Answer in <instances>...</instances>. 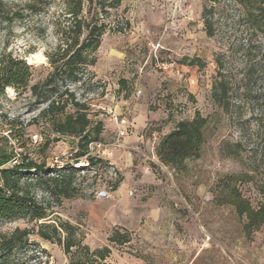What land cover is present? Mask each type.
I'll return each mask as SVG.
<instances>
[{
    "label": "rangeland",
    "instance_id": "374dc122",
    "mask_svg": "<svg viewBox=\"0 0 264 264\" xmlns=\"http://www.w3.org/2000/svg\"><path fill=\"white\" fill-rule=\"evenodd\" d=\"M5 1L10 15L22 17L0 23V59L10 54L25 60L32 67L30 85L41 83L53 69L49 55L69 25L64 0ZM93 1L86 11L91 5L93 15L104 4L105 12L99 14L106 25L92 54L96 62L75 79L62 76L59 88L47 92L57 97L66 86L89 106L91 119L103 124L100 140L89 144L86 155L78 156L74 137L52 132L48 118L40 116L47 103H40L31 90H0V136L8 148L31 162L76 169L75 197L51 198L36 182L42 175L35 169L26 172L25 187L47 204L49 218L75 225L92 249L110 247L107 261L113 264H264V222L252 228L246 215L248 207L264 206V133L255 120L264 116V105L232 100L240 107L231 122L211 97L219 73L231 78L243 74L244 56L226 52L235 43L240 46L247 39L260 47L255 62L264 70V34L247 30L236 0ZM206 20L213 26L212 37ZM127 105L133 107L132 117L140 111L149 115L145 136L157 132L159 142L198 111L207 119L200 155L175 169L161 163L156 150V158H148L151 147L145 152L134 145L113 147L116 131L109 110ZM89 155L95 157L94 165ZM100 189L111 196L99 198ZM34 225L25 219L1 220L0 234ZM116 231L130 240L110 241ZM34 254L41 258L31 263L71 264L60 244L36 233L14 257L24 262Z\"/></svg>",
    "mask_w": 264,
    "mask_h": 264
},
{
    "label": "trees",
    "instance_id": "16d2710c",
    "mask_svg": "<svg viewBox=\"0 0 264 264\" xmlns=\"http://www.w3.org/2000/svg\"><path fill=\"white\" fill-rule=\"evenodd\" d=\"M236 1L243 9L242 18L246 20L247 30H258L264 34V0ZM88 2L94 3L93 0H64L66 13L69 14L66 20L69 25L61 31V39L56 51L49 55L53 69L43 82L30 85L32 67L25 60L13 58L10 54H3L0 59V90L8 86L18 92L31 90L32 95L40 99V103H47V106L41 110L40 116L48 118L47 123L52 132L60 136H72L77 140L78 156L86 155L89 152V144L100 140L103 124L91 119L89 106L77 100L74 93L66 86L57 97L47 92L49 88L56 90L59 88L60 78L75 79L83 68L96 62L92 54L99 48L106 29L99 14L101 11L105 12V6L100 5L97 9L99 11H95L92 15L91 5L86 11ZM21 17L19 13L10 15L7 2L0 0V23ZM206 30L208 36H214L213 26L207 20ZM240 42V46L235 43L236 45L229 47L226 52L241 53L244 56L246 64L242 76L238 74L235 78H231L227 74L219 73L211 89L212 99L229 114L231 122H234L232 116L240 107L232 103V100L242 98L240 101L244 104L260 102L264 105V94H256L264 90V87L260 86L264 79L261 76L264 70L259 65L260 62H255V59L260 57L258 53L262 50L260 47L252 46V40L246 39ZM252 52L256 53L253 55ZM225 55L226 53H223L218 59L221 67ZM261 58L264 60V54ZM191 63L194 64L195 61L192 60ZM239 76L241 77L238 79ZM233 83L235 84L231 85ZM255 120L264 133V116L259 114ZM206 123L207 119L198 111L191 120L179 121L157 145L156 155L159 161L166 166L181 169L188 159L197 158L205 143ZM48 147L49 144H46L45 148ZM89 156V162L94 165L95 157ZM15 160L16 162L12 163ZM32 169L42 175L37 177L36 182L51 198L69 199L78 193L77 187L74 186L76 173L74 167L54 168L48 166L46 162L40 164L31 162L27 156H21L9 149L6 138L0 136V221L25 219L35 224L32 229L16 227L9 233L0 234V264H37L31 263V259L40 260L39 255H30L24 262L16 261L14 257L16 253L24 251L30 245L32 233H36L43 240L60 244L64 252L70 256L71 264H113L107 261L111 254L110 247L92 249L84 243L83 236L78 235L75 225L59 217L49 218L47 204L32 195L25 187V182L23 183L26 172L28 174ZM120 182L119 178L113 188H117ZM246 215L250 227H259L264 222V206L258 210L248 207ZM50 220L55 222H48ZM109 240L122 244L128 242L130 236L121 235L116 231ZM41 251L46 252L44 249ZM46 263L47 261H40L38 264Z\"/></svg>",
    "mask_w": 264,
    "mask_h": 264
},
{
    "label": "built area",
    "instance_id": "2783aa9c",
    "mask_svg": "<svg viewBox=\"0 0 264 264\" xmlns=\"http://www.w3.org/2000/svg\"><path fill=\"white\" fill-rule=\"evenodd\" d=\"M141 94L142 90L139 89L137 91ZM109 114L111 119L115 124V131H116V139L111 144L113 147H124L125 143L123 142V138L128 134V124L130 123V118L133 114V107L132 106H125L121 109H110ZM157 143H159V134L154 132L150 138V147L152 150V156H148L150 159H155V150L157 147ZM138 150L137 147H135ZM149 167H147V170ZM116 173V172H115ZM97 196L99 198H109L111 195L106 189H100L97 191Z\"/></svg>",
    "mask_w": 264,
    "mask_h": 264
},
{
    "label": "crops",
    "instance_id": "0c3cea01",
    "mask_svg": "<svg viewBox=\"0 0 264 264\" xmlns=\"http://www.w3.org/2000/svg\"><path fill=\"white\" fill-rule=\"evenodd\" d=\"M119 110V106H117ZM149 115L143 111L136 112L132 117L131 123L128 124V134L123 138L126 146H135L140 152H145L150 147V137L145 136L147 121Z\"/></svg>",
    "mask_w": 264,
    "mask_h": 264
}]
</instances>
